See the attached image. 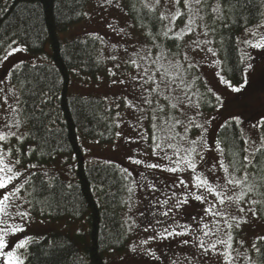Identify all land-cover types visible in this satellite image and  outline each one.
Returning a JSON list of instances; mask_svg holds the SVG:
<instances>
[{
	"label": "snow or ice",
	"instance_id": "6c2138e0",
	"mask_svg": "<svg viewBox=\"0 0 264 264\" xmlns=\"http://www.w3.org/2000/svg\"><path fill=\"white\" fill-rule=\"evenodd\" d=\"M112 3L113 0H104L105 5ZM136 3H139V8L136 7ZM260 4L264 5V0H260ZM115 6L121 11L127 8L129 12L138 13L133 17V23L127 27L137 33L135 42L138 48L133 47V55L145 61V64L141 66L137 59L131 58L126 63H130L137 70L131 79L139 85V103H134L127 97L124 99L127 107L146 113L152 129L155 130L151 134L148 148L151 149V155L156 157V161L147 163L145 167L152 170L153 174L159 171L176 177L171 185H164L160 189L151 181L145 186L149 194L154 195L160 191L166 197L162 203L167 210L159 213L165 221L156 219L155 223L163 224L171 221L175 228H180L182 231L164 227L158 236H152L150 239L191 235L193 238L191 241L186 238L181 243L184 245L191 243L192 247L197 249L193 256L200 258V264H238L239 260L246 261V264H264V234L256 235L244 252L241 249L245 248L246 242L242 238H237L244 235L243 225L261 222L264 218V175H262L264 134L259 136L258 142L241 136L245 147L237 151L229 149L226 152L219 139H215L210 144L207 139L209 126L216 117L204 116L201 104H193L189 95L197 81L207 87V81L201 80V75H192L193 70L201 68L202 62L207 63L209 67L212 63L221 64L220 60L207 59L209 54L212 57L217 56V50L207 46L214 41L200 39L201 36L213 35L217 25L221 28L242 26L245 35L243 38L237 37V43L264 50V34H261L255 43L248 39L249 35H256V30L248 28V16L245 15L244 10L255 6V0H135L130 5L121 4L117 0ZM6 9L7 4L5 8L0 9V12ZM260 15L264 16V13ZM209 18L211 24L206 22ZM28 19L29 17L22 14L17 17L22 30L25 29ZM240 20H243L242 25L239 23ZM178 23L181 25L179 29L176 27ZM109 27L116 31L113 25L110 24ZM262 27L264 23L256 25V29ZM119 32L132 37V32L126 29H120ZM24 50L26 49L12 47L5 51L3 60L7 61L13 54ZM127 51L126 48L125 52ZM197 56H200L199 60ZM111 59L116 60L117 57L113 56ZM116 67L120 66L116 65ZM109 71L113 77L117 75L115 71ZM214 75L218 77V83L225 85L232 92H241L243 85H233L219 71ZM0 83H3L2 79ZM113 83H125V81L114 79ZM4 91V88H0V92ZM207 91L215 97L217 104H210L208 101H205V104L218 113L219 108L224 107L223 99L212 88H208ZM30 95L34 96L36 93L31 92ZM11 99L15 106L8 103L7 94L3 97V103H0V110L5 113L0 116V214L10 216L8 209L12 208L15 215L22 221H27L32 218L31 212L21 209L24 204L31 203V200L25 196V193L31 196L32 192L28 190L31 188L33 192L36 191L35 180L38 178V173L48 177V172L43 169L42 163L33 162L31 159L38 149L42 153L41 141L46 142V138L38 136L34 130L37 125L43 126L41 116L46 113L39 105H33L28 109L26 107L28 102L22 100L16 92L12 93ZM47 102L45 98L40 104ZM140 105H147V108H142ZM185 109L192 110L193 114L189 116ZM37 112L40 113L39 116L36 115ZM199 117L203 118L202 122H198ZM30 122L31 128H29ZM241 123L239 116H233L230 121L217 125V128L223 129L233 124L238 126ZM251 127L258 131L264 129V119L257 121ZM177 129H182V132ZM193 131L199 133L195 138L190 135ZM156 132L168 134L157 136ZM120 135L116 133L117 137ZM148 140L149 135L140 132L138 140L127 138L126 143L140 141L147 143ZM171 140H176V143H166ZM33 142H36L35 147ZM235 143L234 139L233 144ZM181 144L186 147H181ZM248 145L254 147L250 150ZM168 149H171V154ZM206 153H214V156L211 167L202 169L201 166L207 164ZM142 154L147 155L146 152ZM229 156L231 159L225 163V159ZM128 160L133 165L145 164L144 160L135 159L133 156H129ZM124 171L131 176L127 168ZM140 177V182L133 181V183L139 186L142 181H147L144 173H140ZM52 179L55 177L49 178ZM40 184L43 189L45 181L41 179ZM47 189H52L51 183L47 184ZM165 189L172 190L171 196L167 195ZM177 189L180 190L179 193ZM127 190L131 198L134 189L128 187ZM154 204L157 206L161 204L159 197L154 196ZM193 206L198 211L190 215L187 209ZM156 215L157 213H153V216ZM177 216H188L190 223H179ZM148 223L149 227H153L151 221ZM190 224L197 226L195 232L192 231ZM144 230L148 231V228ZM9 232L13 235L25 233V227L13 225L11 228L0 229V257H6L7 264H25L24 259L16 251H2L10 247L5 239ZM197 232L208 239L201 238L196 234ZM17 241L16 249L23 250L27 248L31 238L25 235L24 239L17 237ZM147 242L145 240L142 243ZM132 251H136L135 246ZM151 255L154 256L155 253ZM253 255L256 259H253Z\"/></svg>",
	"mask_w": 264,
	"mask_h": 264
},
{
	"label": "trees",
	"instance_id": "16d2710c",
	"mask_svg": "<svg viewBox=\"0 0 264 264\" xmlns=\"http://www.w3.org/2000/svg\"><path fill=\"white\" fill-rule=\"evenodd\" d=\"M89 1L0 0V9L7 4V9L0 12V59L14 44L13 41L31 55L43 53L47 43L51 49L52 63H22L10 72L11 81L18 87L21 99L28 102L26 107L31 109L33 105H39L46 113L41 116L43 126L37 125L34 129L38 136L46 138V142L41 141L42 153L38 149L31 159L33 162H41L42 165L59 155L75 154L78 159L75 182L67 183L57 176H52L55 179L49 180L38 173L35 180L36 191L33 192L31 188L28 190L32 192L28 196L31 200L28 204L29 210L33 217L57 219L65 216L76 220L86 217L90 236L89 243L81 246L68 234H45L29 243V264H105V253L122 252L129 242V233L123 218L129 184L127 173L110 162L85 165L78 143V135L99 144L112 143L117 132L114 112L101 98L67 93L73 72L78 71L94 78L102 70L98 38L93 35L79 36L68 41L58 38L59 33L83 19ZM244 13L248 16V28L258 23L263 17L260 13H264L260 0H255V6L245 9ZM21 14L29 17L23 30L17 21ZM129 15L133 21L138 13L129 12ZM239 23L242 25L243 20ZM243 31L242 26L235 25L231 28H220L213 40L220 49L223 75L236 86L244 79L237 43V37ZM207 89L200 81L197 82V102H200L203 113L213 111L205 101L217 104L215 97ZM31 92L36 95H30ZM45 98L48 102L40 104ZM36 115L39 116L40 113L37 112ZM31 127L30 122L29 128ZM260 131L264 134V129ZM241 136V127L235 124L219 129L217 133V139L222 142L221 146L226 152L229 149L237 151L245 147ZM35 146L36 142H33V147ZM229 159L230 156L225 159V163ZM41 179L45 181L43 189ZM48 183L52 184L51 190L47 189ZM262 221L264 222V218Z\"/></svg>",
	"mask_w": 264,
	"mask_h": 264
},
{
	"label": "rangeland",
	"instance_id": "374dc122",
	"mask_svg": "<svg viewBox=\"0 0 264 264\" xmlns=\"http://www.w3.org/2000/svg\"><path fill=\"white\" fill-rule=\"evenodd\" d=\"M117 0H113L110 5H105L104 0H90L85 8L84 17L80 22L71 25L66 31L58 34V38L62 41L72 40L79 36L93 35L99 39L100 48L99 55L102 62V70L97 73L96 77L91 78L86 75H82L80 72L75 71L70 75L67 93L70 95H76L81 97L94 96L103 99L107 106L110 107L114 112V121L116 123L117 132L121 135L115 137L112 143L99 144L94 140H89L81 135H78V143L82 150V161L85 165L96 164L100 162H110L121 169L127 168L131 172L129 177L128 187L134 189V193L131 195L127 190L125 196V208L123 212V218L127 225L129 233V242L125 250L122 252H108L104 254L105 264H200V258L193 256L197 252L196 248H193L191 243L184 245L181 243L184 239H193L191 235L188 237H175L169 239H155L152 240L150 237L158 236V233L163 231L164 227L175 228V225L171 224V221H167L163 224H156L155 220L159 219L162 222L165 218L159 213L167 210L166 206L163 205V200L166 198L165 195L157 191L154 195L149 194L147 187L145 186L148 181L156 184L157 188H163L164 185H171L175 181L176 177L170 173H161L147 169L145 165L156 161V157L151 155V149L148 148V143H151V134L155 131L151 127V123L147 118L146 113L137 112L133 108L126 106L124 97L132 100L134 103H139V85L136 84L131 77L136 74V69L130 64L126 63L129 59H137L141 66H144L145 61L140 60L138 57L133 55V47L138 48V44L135 42L137 35L131 28L127 26L132 24L133 21L130 18L129 10L127 8L121 11L115 6ZM135 0H119L121 4H132ZM263 11H264V5ZM136 7L139 8V3H136ZM207 23L211 24L209 18ZM264 23V16L262 19L254 24L249 29H255V36H248V39L255 43L261 34H264V27L256 29V25ZM113 25L110 28L109 25ZM177 29L181 25L177 24ZM219 25L216 27V31L213 35L208 37L201 36L200 39L214 40L215 34L220 29ZM120 29H126L128 32H132V37L126 36L119 32ZM245 35L244 31L238 35L243 38ZM127 41V42H126ZM217 50V56H208V61L220 60V49L215 42L207 45ZM242 65L244 79L240 85H243L241 92H232L231 89L226 88L225 85L218 83V77L214 75L216 71L222 72L221 64L217 65L212 63L209 67L207 63L202 62L203 66L199 69L193 70L192 75H201V80L207 81V87L212 88L214 92L220 95L224 102V107L219 108V112L212 111L210 113H204V116H215L216 120L209 126L208 142L213 143L217 139L218 128L217 125L225 123V121L231 120L233 116H239L242 123L240 127L245 139L257 141L261 135V131L252 128L251 125L256 124L257 121L264 119V112L257 114V117L252 118L249 113L243 109L242 105L249 104L255 101L257 98H264V50L253 49L247 44L238 43ZM12 47L23 48L18 43H14L7 50ZM128 49L125 52V49ZM51 49L47 43L44 47V52L38 55H31L24 51L13 54L7 61L0 59V79L3 83H0V88H4V92H0V103H3V97L7 94L9 97L8 103L15 106L14 101L11 99L12 93L16 92L20 95V91L15 86L10 78V72L12 69L22 63L29 64H49L52 63L50 59ZM5 55V54H4ZM143 55V53H141ZM203 55V53H201ZM116 56V60H112L111 57ZM197 60L200 56L196 57ZM116 65L120 67L117 68ZM115 71L117 75L113 77L110 75V71ZM124 80L125 83H113V80ZM246 81V82H245ZM198 82V81H197ZM196 86L192 88L189 95L192 98V103L197 102L198 91ZM183 99V96L181 95ZM119 105V107H117ZM142 108H147V105H140ZM188 115L193 114L192 110L185 109ZM5 113L0 110V116ZM259 118V119H258ZM163 117H161V120ZM203 118L199 117L198 122H202ZM181 131L182 129H177ZM146 132L149 135L147 143L140 141L139 143H126L127 138L133 140L139 139V133ZM195 132V133H193ZM190 133L192 138H195L199 133L193 131ZM157 136L166 135L168 133H155ZM179 137H177V140ZM166 143H176V140L166 141ZM214 146V145H213ZM181 147L186 145L181 144ZM250 150L254 147L248 145ZM147 153L143 155L142 153ZM171 154V149H168ZM133 156L135 159L144 160L145 164L133 165L128 157ZM214 153H206V165H202V169L211 167L212 157ZM78 159L75 154L70 155H59L56 156L52 161L45 165H42L43 169L48 172V177L57 176L67 183L75 182ZM140 173H144L147 177V181H142L138 186L133 181H141ZM42 174V173H41ZM163 182V183H162ZM167 195L171 196L172 190L165 189ZM179 193V189L176 190ZM254 195V194H253ZM28 198V193H25ZM154 196L159 197L161 204H154ZM211 199V198H210ZM194 204L196 202H193ZM29 210L28 204H24L21 210ZM10 216H3L0 214V229L11 228L13 225H22L25 227V233H18L13 235L11 232L5 237L10 245V249L7 251H16L21 258L24 259L25 264H29L27 261V248L18 250L15 247L17 237L24 239L25 235L36 240L41 236L51 232H61L68 234L70 237L76 240L81 246L89 243L90 236L88 231V224L86 217L80 219H72L69 217H60L57 219H50L48 217H33L27 221H22L17 215H15L12 208L8 209ZM198 209L193 206L187 209L190 215H194ZM153 213H157L153 216ZM176 219L179 223L185 224L190 223L188 216L179 217ZM206 220L208 218H205ZM149 221L152 222L153 227H149ZM203 225L201 224L200 227ZM192 231H196V225L190 224ZM148 228V231L144 229ZM244 235L242 238L245 240V248L241 249L242 252L247 251L248 245L252 242L254 237L258 234H264V222H253L250 224L243 225ZM176 231H182L180 228H175ZM201 238L207 240V237H203L201 233H196ZM147 240V243H142ZM29 245V244H28ZM133 246L136 247V251L133 252ZM28 247V246H27ZM155 253V255H151ZM256 256L253 255V259ZM0 264H7L6 257H0ZM238 264H246V261L239 260Z\"/></svg>",
	"mask_w": 264,
	"mask_h": 264
},
{
	"label": "flooded vegetation",
	"instance_id": "af4514ba",
	"mask_svg": "<svg viewBox=\"0 0 264 264\" xmlns=\"http://www.w3.org/2000/svg\"><path fill=\"white\" fill-rule=\"evenodd\" d=\"M242 106L243 109L249 113V116L255 118L257 117V114L264 112V98H257L255 101H252L251 103ZM8 249H10V247ZM8 249L2 251H7Z\"/></svg>",
	"mask_w": 264,
	"mask_h": 264
}]
</instances>
